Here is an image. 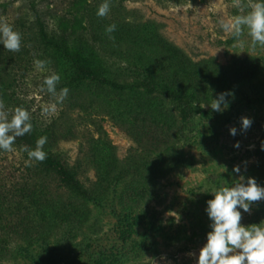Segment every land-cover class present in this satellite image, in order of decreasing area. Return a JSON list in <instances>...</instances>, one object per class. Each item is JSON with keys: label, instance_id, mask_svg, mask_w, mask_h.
Instances as JSON below:
<instances>
[{"label": "rangeland", "instance_id": "obj_1", "mask_svg": "<svg viewBox=\"0 0 264 264\" xmlns=\"http://www.w3.org/2000/svg\"><path fill=\"white\" fill-rule=\"evenodd\" d=\"M254 2L110 0L109 14L99 17L103 0H0L7 4L0 19L22 37L19 52L0 45V100L21 99L54 126L52 155L74 170L91 195H74L40 162L26 165L22 150L0 154V264H197L210 231L205 209L212 193L241 176L264 186V47H252L246 29L239 47L218 23L245 14ZM85 12L95 23L84 36L93 54L72 50L74 56L124 78L127 88L95 96L88 86L70 85L67 98L57 102L40 85L50 72L65 77L74 67L40 42L37 24L54 34L60 22ZM111 24L130 26L143 43L160 38L193 65L222 68L220 75L231 81L222 92L233 94L226 97L229 108L220 113L211 109L213 102L193 104L200 112L178 129L145 130V114L161 121L163 110L177 119L179 105L160 106L146 94L151 86L133 54L99 44L104 37L112 41L105 31ZM37 59L50 62L43 72L35 69ZM50 103L57 104L56 112L42 114ZM138 112L139 123H132ZM241 118L252 120L251 127L243 130ZM261 221L264 200L242 212L241 224Z\"/></svg>", "mask_w": 264, "mask_h": 264}, {"label": "trees", "instance_id": "obj_2", "mask_svg": "<svg viewBox=\"0 0 264 264\" xmlns=\"http://www.w3.org/2000/svg\"><path fill=\"white\" fill-rule=\"evenodd\" d=\"M6 7L7 4H0V8ZM89 15L90 12H85L80 17L75 16L72 20L60 22L58 24L59 29L56 32L61 34L56 32L51 34L47 32L41 23H38L36 35L40 42L56 49L65 61L74 67L72 75L61 76L59 82L61 88L67 87L69 89L70 85L88 86L95 96L104 93L118 95L127 88L125 83H121L124 78L112 74L107 69L101 70L98 66L85 60L84 62L79 61L72 52L73 50L83 54H93L92 47L84 39V36L88 34L89 26L93 28V25H95L93 18L91 20V17H88ZM85 21L88 23L86 24ZM116 26V31L111 34L112 41L110 42L104 37L99 39V44L107 47L111 46L117 51L125 50L129 55L133 54L144 71L145 81L151 86L146 94H154V98L158 100L160 106H163L165 101L179 105L177 119H168L164 115L166 112L163 110L159 112L160 115L158 116L161 121L152 120L149 114H145L143 124L148 132L154 131L162 134L174 128L178 129L180 122L186 121L200 112L199 109L192 107L193 104L213 102L218 93H222L231 82L220 75L224 72L217 65L210 63L193 65L175 47L164 40L150 38L146 43H143L135 29H128L127 27L130 26L117 24ZM0 79L3 78L0 77ZM3 103L10 113L9 119L11 118V111L18 106L29 110L21 99L3 101ZM29 112L31 113V111ZM139 114L140 112L132 119V123H139L137 119ZM31 118L33 129L31 133L16 139L15 150L21 151L25 146L34 149L36 140L41 136H46L47 143L44 146V151L47 152V158L40 162V167H43L47 172H56L59 183L74 195L82 199L90 198L91 195L80 185L74 170L68 168L56 156L52 155L51 149L56 138L54 126L46 124L34 113H31ZM162 121H165V123H162ZM160 142L165 145L170 144L166 142V139H161ZM2 153L6 152L0 151V154Z\"/></svg>", "mask_w": 264, "mask_h": 264}, {"label": "clouds", "instance_id": "obj_3", "mask_svg": "<svg viewBox=\"0 0 264 264\" xmlns=\"http://www.w3.org/2000/svg\"><path fill=\"white\" fill-rule=\"evenodd\" d=\"M110 12V0H103L97 9L96 15L105 17ZM219 27L224 32H230L236 45L243 48L244 41L241 37L245 29L251 39L252 47H264V0H255L245 14L232 16L228 21L223 19L218 21ZM115 24L109 25L105 31L108 34L116 31ZM21 34L14 30L13 26L6 20L0 19V45L7 51L19 52L21 50ZM50 63L46 60H34L35 69L43 72L46 65ZM60 75L50 72L45 76L40 85V92H47L55 97L57 102H63L67 98L69 89L63 87L57 92V85L60 82ZM231 92L219 93L211 109L222 113L229 108L226 97L232 96ZM56 103L42 106V114L49 115L55 113ZM6 109L0 100V151H15L14 144L18 137H23L31 133L33 125L31 113L28 109L18 106L11 112ZM252 120L241 118L243 130L251 127ZM232 136L237 133L236 128H230ZM47 137L41 136L35 142V148L24 147L22 151L27 153L28 159L25 164L30 166L33 161L43 162L47 158L44 146ZM239 147V144L236 145ZM234 172L239 173L240 168L235 167ZM210 199L206 202V215L210 220V231L206 233L205 243L199 249L197 264H264V221L258 224L244 226L241 224L242 212L250 213L253 202L264 200V186H260L255 178L245 180L243 176L231 186H224L216 189ZM172 213L177 222L181 217L175 212Z\"/></svg>", "mask_w": 264, "mask_h": 264}]
</instances>
